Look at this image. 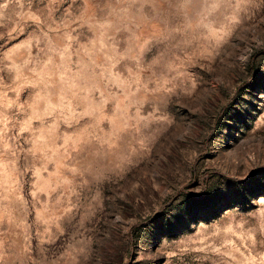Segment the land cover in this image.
<instances>
[{"label":"rangeland","instance_id":"1","mask_svg":"<svg viewBox=\"0 0 264 264\" xmlns=\"http://www.w3.org/2000/svg\"><path fill=\"white\" fill-rule=\"evenodd\" d=\"M0 264H264V0H0Z\"/></svg>","mask_w":264,"mask_h":264}]
</instances>
